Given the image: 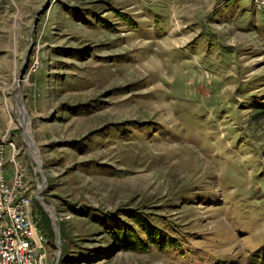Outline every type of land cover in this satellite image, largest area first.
Returning a JSON list of instances; mask_svg holds the SVG:
<instances>
[{"label":"rangeland","instance_id":"1","mask_svg":"<svg viewBox=\"0 0 264 264\" xmlns=\"http://www.w3.org/2000/svg\"><path fill=\"white\" fill-rule=\"evenodd\" d=\"M10 141L45 264H264V0H0Z\"/></svg>","mask_w":264,"mask_h":264},{"label":"built area","instance_id":"2","mask_svg":"<svg viewBox=\"0 0 264 264\" xmlns=\"http://www.w3.org/2000/svg\"><path fill=\"white\" fill-rule=\"evenodd\" d=\"M9 143H0V264H45L44 238L31 209L38 178L36 183L28 181L27 169L17 159L19 151Z\"/></svg>","mask_w":264,"mask_h":264},{"label":"trees","instance_id":"3","mask_svg":"<svg viewBox=\"0 0 264 264\" xmlns=\"http://www.w3.org/2000/svg\"><path fill=\"white\" fill-rule=\"evenodd\" d=\"M132 216L133 221L131 223L128 221L120 220L117 216L113 217V227H110V232L121 242L123 240H126L128 236H131L133 237V239L130 240V244L137 245L138 240L139 244H141L142 246H146L148 243H144L146 240L142 239L139 235L137 229L138 227L141 228L142 231L147 235L148 242H154L159 246L162 243L169 246L175 244V241L173 242V236L166 234L164 230L160 229L154 223L150 222L143 213L136 211L134 214H132ZM122 237H124L125 239H123ZM127 242L122 243L124 245L127 244Z\"/></svg>","mask_w":264,"mask_h":264},{"label":"water","instance_id":"4","mask_svg":"<svg viewBox=\"0 0 264 264\" xmlns=\"http://www.w3.org/2000/svg\"><path fill=\"white\" fill-rule=\"evenodd\" d=\"M24 67H25V65H24L23 68L21 69V72L23 71ZM24 136H25V138H26L27 140L30 139V137H29L26 133H24ZM30 140L33 141L32 138H31ZM42 182H44V179H43V178H42ZM40 190H41V188L38 187V189H37V193H36V197H37V198H41V196L39 195ZM51 207H52V208H51V211H52L53 213H55V210H54V208H53L52 205H51ZM56 242H57V245H58V248H59V246H60V238H59V234H58V236H57V240H56Z\"/></svg>","mask_w":264,"mask_h":264},{"label":"bare ground","instance_id":"5","mask_svg":"<svg viewBox=\"0 0 264 264\" xmlns=\"http://www.w3.org/2000/svg\"><path fill=\"white\" fill-rule=\"evenodd\" d=\"M26 122H27V124H28V128H26V127H24V129H25V132H26V134L30 137V139L32 138V136H31V134H30V126H29V120L28 119H26ZM29 133V134H28ZM33 143H34V141H32ZM35 144V143H34ZM44 206H48L49 208H50V210H51V206H49V205H46L45 203H44Z\"/></svg>","mask_w":264,"mask_h":264},{"label":"crops","instance_id":"6","mask_svg":"<svg viewBox=\"0 0 264 264\" xmlns=\"http://www.w3.org/2000/svg\"><path fill=\"white\" fill-rule=\"evenodd\" d=\"M11 176V166L7 165V177L10 178Z\"/></svg>","mask_w":264,"mask_h":264}]
</instances>
